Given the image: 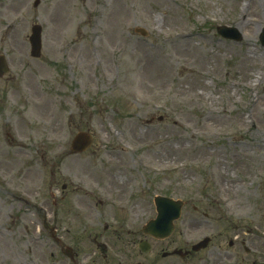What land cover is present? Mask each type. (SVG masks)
I'll return each mask as SVG.
<instances>
[{
    "label": "rangeland",
    "instance_id": "obj_1",
    "mask_svg": "<svg viewBox=\"0 0 264 264\" xmlns=\"http://www.w3.org/2000/svg\"><path fill=\"white\" fill-rule=\"evenodd\" d=\"M36 25L42 49L33 61L28 37ZM217 27L237 28L242 41L223 39ZM263 27L264 0H1L0 54L7 46L15 56L10 78L0 79V264H60L44 216L67 246L92 255L86 236L95 211L81 200L85 233L83 213L67 200L95 179L110 183L114 172L131 180L121 193L139 185L149 201L129 218L119 214L107 234L98 225L115 260L145 264L209 237L197 256L264 264ZM79 132L94 139L82 153L70 149ZM204 162L223 177L225 207L208 205L214 189L199 176ZM64 184L74 185L63 191ZM155 194L184 204L174 234L161 242L141 233L155 217Z\"/></svg>",
    "mask_w": 264,
    "mask_h": 264
},
{
    "label": "flooded vegetation",
    "instance_id": "obj_2",
    "mask_svg": "<svg viewBox=\"0 0 264 264\" xmlns=\"http://www.w3.org/2000/svg\"><path fill=\"white\" fill-rule=\"evenodd\" d=\"M8 56L11 57V55ZM24 67L25 66H22V68ZM25 73L26 72L23 71L22 74L24 75ZM9 78L10 77L6 79ZM135 161L143 168L145 167V164H142L141 159H137ZM108 163L112 165L111 162ZM194 164L195 167L197 168L198 165L201 164V162H196ZM203 165H204L203 171H206V173L204 172L199 173V176L206 177L207 179L206 187H209V190H212L213 187H215L216 190L223 192V196H217V194L214 193L211 194L209 192L208 195L213 198V200L207 199L209 207L212 209L215 206V204L220 208L225 207L226 198L224 193L225 184L223 183L224 181L223 177L222 178L219 177L217 172L218 170L216 169V167L209 166L208 162H204ZM141 175H142L141 178H144V175L143 174ZM107 176L112 177L110 183H108L107 181L106 184H103L102 180L100 181L95 179V183L91 184L89 190H85L80 195H78L79 193H74L73 196L71 195L70 197H68L67 205L70 207L73 206L78 212L80 211L81 213H83L81 218L83 232L86 233L88 228H90V226L89 223L87 222L88 217L84 218V214L85 215L87 214V210L83 208L82 203L84 202H81V200L83 198H86L85 205L91 206L95 211L94 217L91 218V220L92 219L94 220L95 224L94 226H92L91 230L87 233L86 236L87 241L90 238L88 242L89 247L87 248L91 249L93 253L92 255H89L88 253H84L83 251H85V249L79 246H74L73 244L71 245L72 247L71 248L67 246V244L61 242L62 240L60 241L54 236L52 238H55L56 243L60 244L61 250L64 248H70V251L67 253L69 256H62V259L59 262L60 264H115L116 261H117L116 264H131V262H134L136 264H142L139 260L135 259L137 256H116L117 260H115L114 256H109L108 254H106L105 252H106L107 243L106 242H104V244L100 243V240L103 239L104 236L99 233L97 228L101 222V231L107 234L111 226L115 224L113 222L119 221V218L121 217V215L119 216V214H122V218L125 217V215H127V218H129L131 217L129 213L134 212L135 210H137L140 213L142 210L146 209L147 206L149 205L148 196H147L148 190H144V188H141L139 185H137L136 188L131 186L128 192L121 193V191L123 190L122 186L125 183L129 185L131 181L129 180L130 179L129 176L126 177L124 174L120 172H114L112 174H108ZM209 181H212V183H210ZM70 185H74V184H67V185L64 184L62 186V190L63 191L68 190V187ZM259 186L255 187V194L258 193ZM75 190L76 187L73 189V191ZM215 197L219 199L218 202L214 199ZM152 203H153V198H152ZM256 205L257 202L249 203L248 201H246V206L248 207L250 206L252 209L255 208ZM107 210L113 214V218H114V220L110 223H108V221H105L106 219L105 212ZM192 210L194 212H197V208L195 206H192ZM123 221L124 220H122V223ZM94 231H95V236L93 239ZM141 233L143 234L142 231ZM61 238L62 237L60 236V239ZM99 250L103 252L101 258L98 257ZM163 253L165 252H160L161 256H151V258L145 264H222L223 261L222 258L223 256H197L200 253H196V254L188 253L186 254V256H177L172 254L171 252L167 253V255Z\"/></svg>",
    "mask_w": 264,
    "mask_h": 264
},
{
    "label": "water",
    "instance_id": "obj_3",
    "mask_svg": "<svg viewBox=\"0 0 264 264\" xmlns=\"http://www.w3.org/2000/svg\"><path fill=\"white\" fill-rule=\"evenodd\" d=\"M138 32H141L144 34L141 30H136ZM40 29L39 27H33L32 28V36L30 38L31 45H32V55L37 56L39 53L40 48V36H39ZM218 33L222 36L233 39L235 41L241 40V36L238 33L236 29L231 28H218ZM261 43L264 46V30L260 37ZM90 143V138L85 134H78L76 136V139L73 143L72 149L74 151H81L88 147V144ZM178 202L174 203L169 199L166 198H156L155 200V206L157 209V218L150 222L147 227L145 228L146 233L154 236V237H165L169 235L171 226L170 222L178 217L179 214V206ZM208 240L205 239L202 242L198 243L197 245L193 246V250H199L201 248H204L207 245ZM140 248L142 250H146L145 244L142 243L140 245Z\"/></svg>",
    "mask_w": 264,
    "mask_h": 264
},
{
    "label": "bare ground",
    "instance_id": "obj_4",
    "mask_svg": "<svg viewBox=\"0 0 264 264\" xmlns=\"http://www.w3.org/2000/svg\"><path fill=\"white\" fill-rule=\"evenodd\" d=\"M255 16H256V13H255ZM251 20L250 21H247V22H239L240 26H246V25H250L251 24Z\"/></svg>",
    "mask_w": 264,
    "mask_h": 264
}]
</instances>
